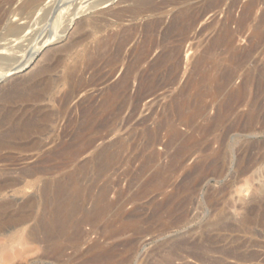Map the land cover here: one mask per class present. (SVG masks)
Here are the masks:
<instances>
[{"label": "bare ground", "instance_id": "bare-ground-1", "mask_svg": "<svg viewBox=\"0 0 264 264\" xmlns=\"http://www.w3.org/2000/svg\"><path fill=\"white\" fill-rule=\"evenodd\" d=\"M11 1L12 0H10V2ZM60 1L62 3H64L63 0H59V3H60ZM66 1L64 4H66ZM70 1H72V0H70ZM75 1L77 2L78 0H75ZM21 2H20L21 6L20 7L17 6L20 8L19 10H21L20 13H16V15L13 14L14 16L19 17L18 20L15 19L18 22H16V21L10 22V20L12 18L10 19L8 17L9 23L5 25L6 28L3 27L4 28L3 30H5L4 31L5 33H4V35H3V33H1L3 35V38L0 39L1 42L5 41V42H8V44L7 43L3 44L0 42L1 43L0 44V68L2 69V70L0 69L1 70L0 71V83L4 80L14 76V75L17 76V74H19V73L25 71L27 68H29L30 64L35 59L36 55L42 50V48L44 46H49L55 40L62 37L61 33L65 34V32L68 30V28L66 30V28L64 27L65 29L62 32L59 31L60 30L59 28L61 27L60 24H61L62 19H63V17H62L63 9L58 7V0H22ZM68 2L69 1H67V3ZM193 2H194V0H122L121 2H119V1L116 2V0H81V2H77V3H79V5L81 4V7L79 6L80 8L78 9L77 5H76L72 9V13L70 16V17H72V19H71L72 21H74V20L78 21L79 19L77 20V17L83 11V9L85 10L86 7H89V10L90 9H99V10L97 11L96 14L94 13L95 14L94 16L87 17L83 20L78 21L79 22L78 27H76V28L78 30L79 36L76 39H74L72 42H70V44L64 43V45H66V46L61 47L59 49L52 50L53 48H51L50 50H52L53 52L49 56L45 55L48 58L46 59L44 64L37 67V69L34 70L29 76L26 75L23 78H20V79L18 78L16 81H13L12 83H10L7 87H3L5 89L0 94V163L8 162L10 159V155L13 152H17V154L19 153L21 155L22 154L25 155V158H22L19 161H31V160L35 161L31 166L28 165L29 167L27 166L21 170H18L19 172L17 174H16V170L15 171L12 169L9 170L7 168H4L3 170H1L0 171V195L5 193V191H7L9 189L14 190V191H18L20 189V185L23 183V180H25L26 178H36L37 176H40V175H50L51 169H52L51 167H46L44 169L40 168V167L42 165L46 166V164H49L52 161H56V160L65 161V162L66 161L67 162H76V161L84 158L86 155L90 154V156L88 158L89 160L87 162H90V163L98 162V165H96L97 168L95 167L97 174L95 171H94V173L98 177H102L105 173H107L106 171H108V168L110 167L111 162L113 161L114 158H117L116 156H118L115 152L116 150L115 149H114L115 151L112 150L113 146L115 144L110 140V138L114 137L115 133L118 130L119 120H120L122 113L129 110V109L131 111V106L133 105L132 104L133 100L135 101V106L137 105V107H138L139 106L138 104L142 100L158 94L161 90H164L168 85L171 86V84H174V85L176 84L177 77L180 74L179 72H180V68H181V64H182V60H183L182 59V52H183V45H184L183 43H186L187 41L192 39L191 38L192 33H194L197 25L201 21H203L205 17H207L209 15H211L213 17V15H215V13L218 12V10H220L224 5H226L227 2H229L228 3L229 4L228 15H227L226 20L223 23V25H221L219 32L216 31L218 33H215L217 35H214V37L216 36L214 41L211 40V42H210V39H209V42L213 43V44L211 46V49L208 51L211 52L214 48H217L218 46L221 47V45H223V47L228 46L229 49L232 51V55H231L232 57L230 55H229V57L232 58L231 60H233V62L236 65L239 64L238 66H240V68H237V69H242L241 65H243V64L248 65L249 62L246 64L247 60L249 59V61H251L250 59H251L252 55H254V53L260 51L259 48L261 45L264 46V10H262V8H263L262 6H261L262 7L261 10L263 12L261 11V14H258L260 4H262V2L264 3V0H248L245 3L243 2V0H200L199 2H195V4ZM127 3H131V4H127ZM62 6H65V5H62ZM238 8L241 9V13H239V17H236L233 14V12L235 9H238ZM2 9H3V7H2ZM12 10L13 9L11 8V11ZM17 10L18 9H14V12ZM69 12H70V10H69ZM171 12H174V13L171 16L169 23L166 24L165 20L169 17ZM35 15H37V16L43 15L44 18L41 16L43 19H45V18L48 19L50 17V19L48 21L49 22V24H48L49 29L48 30L46 29L47 30L46 34H44V37L41 38V40H39L38 42L36 41L37 43L34 42V39L33 40L31 39V41H33V43L32 42H30V43L33 44V46H35V47H33L34 48L33 52H28V54H26L27 52H25L24 55H18L19 52L16 51V48H18L20 46V44H19V43H21L20 40L25 41V38L28 36L29 32H27V31H28V28H30L29 25H31V24H29V21H30L29 18L30 17L33 18ZM10 17H12V16H10ZM25 19H28V21L20 23V21L25 20ZM39 19H40V17H39ZM209 19H207V20H209ZM143 20H147V21L141 25L136 24L137 21H143ZM72 21H70V22H72ZM212 21L211 22L214 23L215 19ZM221 21H223V18ZM2 22H4V20H2ZM32 22L34 23V21H32ZM33 23H32V26H33ZM125 23H129L130 25L126 26ZM212 23L210 26L208 24H205L208 26L206 27V26L202 25L201 27H206L205 30H209L212 26ZM0 24H1V22H0ZM232 24H236V26H237L236 30H235V28L234 29L232 28ZM109 28H113V30L110 32ZM202 29H201V32L205 31L204 29L203 30ZM107 30H109V32H107ZM249 30H252L249 48H247V46H246L245 47L246 49L238 50L237 47L239 45L237 47H235V42L237 41V38H239L242 35L244 36V34ZM43 33H45V32H43ZM199 33H200V31H199ZM202 33H204V32H202ZM197 34H198V31H197ZM99 35H101V37H98ZM36 37H37V35H36ZM195 37H196V35H195ZM214 37H211V38H214ZM196 38H199V36ZM26 39H27V41H25V42H28V40L30 38L29 39L26 38ZM88 40H94V41L92 43H90L89 45L87 44V46H85L80 52H78L75 55V57H73L74 52L77 49H79V47L83 46L85 44V42H87ZM60 41L61 40L59 39V42ZM30 43H29V45H30ZM34 43H35V45H34ZM208 45H210V44H208ZM16 46H18V47H16ZM30 47H32V46H30ZM8 50H10V51H8ZM205 51H207V50H205ZM205 51H202V52H205ZM215 51L216 50H214V52ZM47 52H49V50ZM222 52L223 51H221V53ZM226 52H227V50H225L224 53H226ZM202 55H203V53H202ZM202 55H200V56L202 57ZM219 55H220V53H219ZM255 55H257V54H255ZM204 56H206L205 58L208 59V57H207L208 55L204 54ZM213 56L214 55H212V57ZM201 57H198V59L202 60ZM209 58H210V55H209ZM254 58H255V56H254ZM256 58H255V60H258ZM69 59L70 60L72 59V61L70 63H67ZM203 59H204V57H203ZM206 59H204V61ZM200 60H199V62H200ZM222 60H223L222 58L219 59V61H222ZM227 61H229V60H227ZM199 62H197V63H199ZM207 62H208V60H207ZM211 62H209V63H211ZM254 62H252V63H254ZM226 63L228 64V62H226ZM230 63H231V61L229 62L228 65H230ZM234 63L232 65H234ZM194 64H195V62H194ZM205 66H207V65H205ZM225 66H226V64L223 67H225ZM260 66H262V65H260ZM196 67L198 68L199 66H196ZM229 67H227V68L225 67V68L228 69ZM253 67H252V70H253ZM259 68H261V69L256 70L257 74H255V72L250 70L251 72L247 73L245 75V77H242V78H244V80L242 81V83L240 84V86L238 88L237 87L236 88L231 87V85L233 84L232 82L235 78V72L237 71V69H234L236 71L229 73V75L227 76V79H224L223 83H225V84L223 85L224 86L223 89L226 86H230L231 91H229V93L227 94L226 100L223 102V107H222L223 109L220 108V110L221 111L223 110V112L219 111V113L216 114L215 121L213 122L214 126H218L219 124H221L223 122L224 116L227 115V113L229 112L228 115L231 113L232 117L236 115L235 116V122L233 121L234 124H238L241 128H243L242 129L243 132H241L242 134L238 133L239 135L242 136V138L245 137V138L252 139L254 137L259 136V134H261V132L264 130V127H262L261 129H258V124H260L264 120V67H263V69H262V67H259ZM200 69H201V67H200ZM209 70L210 69H208L206 71H209ZM216 70H218V69H216ZM222 70L224 71V69H222ZM206 71H203V73ZM231 71H232V69H231ZM198 72L201 73L200 70ZM229 72H230V68H229ZM226 74L224 77H226ZM201 75L203 76V74H201ZM205 75H204V77H206ZM209 75H210V73H209ZM204 77H203V80H205ZM219 77H218V79H219ZM216 79L213 81H216ZM220 79H221V77H220ZM203 80H202V82H203ZM225 80H226V82H225ZM192 81H194V80H192ZM199 81H200V79H199ZM211 81H212V79H211ZM217 81H219V80H217ZM221 81H223V80H220V86H221ZM136 82L138 84L137 89L135 88L136 89V90H134L135 93H133L132 88ZM192 83H191V85H192ZM193 84H195V83H193ZM218 84L217 85H216V83L214 84V85L218 86L217 88L214 86L215 87L214 90L221 91V88L219 87ZM174 85H173V87H174ZM187 88L189 89V87H187ZM194 89H197V88L194 87ZM197 91L200 92L201 89H200V91H199V89ZM90 92H93V93L90 94ZM182 92H184V91H182ZM207 92H209V91H207ZM207 92L204 90V93L206 95H209V94H207ZM201 93H203V91ZM218 93L219 92L215 93V95H217ZM197 94H200V93H197ZM195 95L196 94H194L192 97H194ZM201 96H204V95L202 94ZM201 96L199 95V97H201ZM222 96H224V95H222ZM177 99H179V98H177ZM198 99H200V98H198ZM193 100H195V99H193ZM201 100L202 99H200V103H201ZM187 101L188 100H186V102ZM178 105H176V107ZM135 106H134L133 110H135ZM174 107H175V105H174ZM176 107H175V109H176ZM241 108H246L247 110L246 111L244 110L243 112L237 114ZM187 109H189V108L187 107ZM201 109H202V111L204 110L203 108H201ZM138 110H139V108L137 109V111ZM178 110L179 111H176L177 113L181 112L180 109H178ZM197 112H199V111H197ZM195 114H196V112L194 113V115ZM200 114H201V112H200ZM200 114H199V116H200ZM202 114H204V113L202 112ZM202 114H201V116H202ZM129 115H131V114H129ZM181 115L183 116L182 112H181ZM190 115L191 114H189V119H190V117H192V115L191 116ZM194 115H193V118H195L198 115V113L195 116ZM131 117H128V119L125 118V120L129 121V118L132 120ZM183 120L181 122L186 124L185 122H183ZM161 122H163V121H161ZM126 123H128V122H126ZM164 123H165V121H164ZM176 125L177 124H175V127H177ZM172 126L173 125H171L170 127H172ZM175 127H174V129H172V133H171L172 135L170 134L171 138L169 137L170 138L169 142H171L173 140L175 142V141H178L177 139H179V140L181 139L182 135L180 134V132H178V130ZM122 130H123V127H122ZM156 130H158V129H156ZM162 130L163 129H161L159 131H162ZM118 132H120V131L118 130ZM146 132H149V131H146ZM146 132H145V134L148 136V134ZM145 134H144V136H146ZM138 135L140 137V134H138ZM134 136H135V134H134ZM160 139H161V137H160ZM160 139H159V142L157 143L158 147H159V143H161ZM109 140L112 143L111 142L108 143ZM116 140L119 141V137ZM157 141H158V133L157 132L155 133V135H150V142H149L150 144H152L153 142H157ZM255 142H257V141H255ZM146 143H148V142H146ZM245 143L247 146L242 151V155H241L242 158L245 157V155H248L249 153L252 154V152H253V150H255V146H256L255 145L256 143H254V142L247 141ZM117 144L118 143L116 142V145ZM126 145H127V143H126ZM126 145H124V146H126ZM261 146H262V149L264 150V144ZM261 146H258V147L261 148ZM165 147L168 148V144ZM126 148L127 147H125L123 153L121 152L122 155L125 153V151H127ZM149 148L150 147H147L146 149H149ZM155 148H156V146H155ZM184 148H185V146L183 147V150H184ZM220 150L223 151L224 149H220ZM220 150H219V152H220ZM152 152H153V150L151 151V153ZM154 153H155V150H154ZM13 154L15 155L16 153H13ZM150 156H151V154H150ZM150 156L146 157L145 158L146 160L145 159L144 160L147 162V159ZM251 156H252V158L254 157L253 155H251ZM120 157H122V156L120 155ZM120 157H119V159H120ZM134 157H135V155H134ZM139 157L141 158V156H139ZM151 157L154 158L155 155H152ZM206 157H208V156H206ZM225 157H226V154L224 152H220L219 154L216 153V157L215 156L213 157L214 159H212L210 161V162H212V163H210V165L215 166V167H213V169L221 170L222 168L220 166L218 167L217 166L218 164H216V163L218 162V160L222 161V159H225ZM176 158H178V157L176 156ZM248 159H249V157H248ZM245 160H246V158H245ZM201 161H203V160H201ZM250 161H251V158H250ZM250 161H249V163H250ZM133 162H134V160H133ZM255 162H258V161H255ZM142 163H144V162H142ZM150 163H153V161L148 159L147 164L145 165V163H144L145 166L143 169L142 168L141 169L143 171L147 172L148 168L150 166ZM197 163H199V161ZM204 163H206V162L204 161L203 163H200V164L203 166ZM252 164H256V163L253 162ZM195 165H197V164H195ZM201 165H197L195 167L197 169H199V167ZM249 165L246 164V166L244 165L245 167L242 165L243 167L240 169L242 171H239V173L242 172L243 177H248V181H249L250 177H252L251 175H253V174H250L252 172L251 171L252 168L254 166H257V165H254L253 167H250ZM65 166H66V164H65ZM83 166H85V164ZM83 166H82V168H83ZM130 166L131 165H129V167ZM260 167H261V165L259 166V170H260ZM208 168H210V167H208ZM208 168H204V169L208 170ZM86 169H87V167H84V170L82 169L83 172L80 173L81 172L80 171L79 174H81V175L83 173L85 174ZM200 169H202V168L200 167ZM213 169H211V170H213ZM256 169H258V168H256ZM80 170H81V168H80ZM162 170L163 169H161V167L158 166L155 173L152 174V177L150 179L148 178L149 180L146 181V184L145 183L144 184L145 185L148 184L147 186H149L151 184L158 183V184H155L157 187V185H159V181L160 182L165 181L166 180L165 177L162 178L163 177L162 174L164 173V170H163V173H162ZM90 172H91V170L89 171V173ZM213 172H215V171H213ZM248 172H250V173H248ZM245 174H247V176H244ZM248 174H250V175L248 176ZM256 174H258V173H255L254 175H256ZM259 174H260V171H259ZM139 176H140V173H139L138 177ZM77 177H79V175L77 176V173L76 174L72 173L69 177L65 178V180H61L55 187H52V185L49 184V182H48L44 186V189H43V192H45L46 195L49 196L52 193L55 195L56 204L54 203L55 206L52 207L53 209L51 210L52 212L50 213V216L44 217V218H46V219H43L44 223L42 224L41 221H40V223L43 225L44 229L46 231H48L47 232L48 235L47 234H45V235L50 239H54L55 249H56L55 253H58V254H61L62 250H64L63 248L60 247L59 240L61 239V237L69 235V232L73 226L72 220H73L74 216L76 215L75 213H77L76 211L80 208V204L78 205L77 200H78V197H81L82 191H79V186L81 184L79 183L80 181L78 180ZM256 177H257V175H256ZM161 179H165V180L161 181ZM256 180H254V181H256ZM248 181H246V182L248 183ZM57 182H58V180H57ZM95 184H96V182H95ZM161 184L162 183H160V185ZM249 184L251 185L250 181H249L248 185ZM252 184H253V182H252ZM254 185L255 184H253L251 186H254ZM251 186H249V187H251ZM18 187H19V189H18ZM92 187H93L92 184L90 187L88 186V188H90L91 190L93 189ZM160 188H162V187H160ZM28 189H30V188H28ZM252 189H253V191H252V197L250 199V202L245 204L247 206V208L246 207L242 208V212L238 213V214L243 216L242 218H240L241 219L240 223H241L242 227H244L243 229L246 231L249 230L248 226H251V228H252V226H258L259 228L262 227V229H264V182L261 181L259 185H256ZM81 190H83V189L81 188ZM88 190H87V192H90ZM87 192H86V194H89ZM91 192H93V190ZM79 193H80V195H79ZM87 201H89V200H87ZM50 202L52 203V200ZM50 202H49V204H51ZM18 204L19 203L15 200L9 201V203H8V201H3L0 203V243H2L3 241L7 242L4 245H2V248L0 250L2 252L0 262L2 260L3 263L4 262L10 263L12 260L14 261L15 258L21 257L24 254L26 255L28 253H31L33 248L28 244V242H29L28 238H30V237L36 238L37 234L39 233V232L37 233L38 229L36 230L34 228L33 229L34 231H32V234L30 233V235H29L30 237L25 238L23 236L24 230L22 229V227L25 225V223H27L32 218V213L34 212V209L37 207V202H34L33 200H29L22 207V209L24 207L30 208L31 214H29L30 212L29 213H26V212L23 213L21 211L22 210L21 208L17 209L16 211L11 210V212H14V214H12V215L7 214L8 210H9L8 207H10V208L16 207ZM94 205H95V202H94ZM96 206H97V208L96 207H94V208H95V210L96 209L97 210L93 211V212H95V216H93L94 214H91L90 212L85 211L87 206L84 209V212H87L88 215L90 213V216H93L94 218L96 217V219L99 218L101 220L102 218L107 216V214H108V212H110V210H112L111 209L112 204L107 201V191L106 190L103 191L100 194V196L98 197V199L96 201ZM48 207H50V205H48ZM237 212H239V211H237ZM121 215L122 214H120V216ZM81 217L83 218L84 216H81ZM88 217L89 216H86V219ZM82 218H81V221H83ZM118 220L119 219H117V221ZM120 220H121V218H120ZM228 220H227V222H228ZM89 221H90V217H89V220L86 222L88 223ZM94 221L96 222L97 220H94ZM218 221H220V220H218ZM84 222H82V223H84ZM86 222L84 224H86ZM217 222L215 221L213 223V228H215V230H216V228L218 229ZM227 222L225 221V223H226L225 225L228 224ZM78 223H80V222H77V224ZM113 223H114V221H113ZM113 223L111 224V226H113ZM126 223H129V222H126ZM223 223H224V221H222L220 223L219 228H221L223 226ZM230 223H231V221H230ZM238 223H239V220H238ZM42 225L40 227H42ZM109 225H110V223H109ZM238 225L239 224H237V226ZM82 226L83 225H81V228H82ZM129 226L131 228L130 223H129ZM238 227L240 228V226H238ZM122 228H124V227H121L120 230H122ZM72 229H74V228H72ZM77 229H80V228H77ZM105 229H107L106 226H105ZM126 229H128V227H126ZM129 229L127 230V233H129L128 232ZM206 229H207V227H206ZM209 229L206 230V232L207 231L209 232ZM228 229H229V227H228ZM108 230H111V229H108ZM124 230H125V228H124ZM218 231H220V230L218 229L217 232ZM252 231H254V230L250 229L249 232L251 233ZM77 232H79V231H77ZM206 232L204 234H206ZM241 232H242V229H241ZM7 233H11V235H7ZM105 233L106 234H103V235L108 234L107 232H105ZM112 233L116 234L114 232H112ZM112 233L110 234V232H109V235H112V237H113L114 235ZM120 233H122V232L120 231ZM243 233H245V232H243ZM82 234L83 233H81V237H82ZM126 234H125V236H126ZM252 234L254 235L255 233H252ZM77 235H79V234H77ZM122 235L123 234H120V236H122ZM120 236H118V237H120ZM69 237L70 236H68L67 238L69 239ZM77 237L74 240H81V239H78ZM115 237L116 236H114L113 238H115ZM218 237H219V235H218ZM73 238H75V237H73ZM73 238H71V239H73ZM110 238H111V236H110ZM117 238H115V239L117 240ZM214 238H216V234H215ZM221 238L222 237L220 236V239ZM206 239L207 238H205V240ZM211 239H212V237H211ZM110 240L113 241V239H110ZM233 240H235V239H233ZM70 241H72V240H70ZM107 241H109V239ZM219 241H221V240H219ZM219 241L217 242V244L219 243ZM222 241H221V243H222ZM237 241H239V240H237ZM206 242H207V240H206ZM230 242L232 244V241H229V244H230ZM211 243H213V242H211ZM244 243H240L242 245L237 243V245H240V247L242 246V248H243L245 246V245L243 246ZM229 244L227 243V245H229ZM227 245L225 244L226 247H227ZM250 245H252V243ZM253 245H254V243H253ZM220 246H224V245H220ZM220 246L218 248L219 250H221ZM260 246L261 245H259V248H260ZM263 246H264V244H263ZM115 247H116V245L115 246L112 245L111 247H108V248L93 246L91 248L94 251L93 252L94 254H92L93 255L92 259H96V261L101 259V261H102L103 258L108 259V258L113 257L112 254L114 252ZM256 247H258V246H256ZM215 248H213V249H215ZM222 248L224 249V247H222ZM213 249H211L212 251H210L208 248L209 251H207L205 248H203V250H206L208 252V254L216 251V250L213 251ZM233 249H235L234 245H233ZM200 250H201V248L197 252H200ZM203 250H201V253H199V254H202ZM226 250H227V248H226ZM243 250H244V248H243ZM80 251L78 252L79 254H80ZM206 251H205V256L207 254ZM233 251L232 252H231V250L225 251L224 255H227L228 257L233 256L235 258H238L239 256H235L238 254H233L235 252L237 253V251H235V250H233ZM239 251L240 250L238 249V253H239V255H241L240 254L241 251L240 252ZM197 252H195V254ZM245 252L247 253V251H245ZM254 252L255 251H253L252 254ZM81 253H82V251H81ZM190 253H191V255H189V256H192V252H190ZM217 253L218 252L213 253V254L217 255ZM241 253H243V252H241ZM250 253H247V254H250ZM213 254H212V256H214ZM220 254H221V256H223L222 253H220ZM220 254H219V256H220ZM247 254H245L246 255L245 257H247ZM257 255H258V252L255 254V256H257ZM58 256H61V255H58ZM219 256L217 255V258H221ZM255 256H254V258H255ZM193 257L195 258L196 255ZM206 257H210V256H206ZM206 257H205V259H206ZM242 257H244V254L242 255ZM250 257H253V255H251ZM113 258H115V257H113ZM203 258H204V256L200 255V256H197V258H195V259L202 261V260H205ZM224 258H225V256H224ZM107 259H104V260H107ZM207 259H209V258H207ZM227 260L222 259L220 261L218 259V261L217 260L214 261V260L209 259V261H211V262L214 261L213 264H219V263H217L219 261L220 262L224 261V263H225V261H227ZM239 260H241V259H239ZM246 260H247V258H246ZM244 261H245V258H244ZM93 262H94V260H93ZM93 262H91V263H93ZM204 264H205V262H204Z\"/></svg>", "mask_w": 264, "mask_h": 264}, {"label": "rangeland", "instance_id": "rangeland-1", "mask_svg": "<svg viewBox=\"0 0 264 264\" xmlns=\"http://www.w3.org/2000/svg\"><path fill=\"white\" fill-rule=\"evenodd\" d=\"M21 1L22 0H12L10 2V0H0V17H1L0 18V22H1L0 34L3 33V35H4L5 30H3V29L6 28L5 25L9 23V18L10 19L12 18L10 20V22H13V21L18 22L17 20L19 19V17L14 16L13 14L16 15V13H20L21 10H19L20 9L19 7L21 6V3H22ZM65 1L66 0H63L64 3H65ZM67 1H69V2L67 3ZM67 1H66V4H64L61 1L59 3V0H58V7L63 9V15H62L63 19H62V22L60 24L62 28L60 27L59 31L62 32L65 28H66V30L68 28V30L65 32V34L61 33L62 37L59 38L61 41L59 42V39H57L53 43H51L49 46H44L42 48V50L36 55L35 59L30 64L29 68H27L25 71L17 74V76L14 75V76L2 81L0 83V94L5 89L3 87H7L10 83H12L13 81H16L18 78L19 79L23 78L26 75L29 76L34 70L37 69V67L44 64L46 59L48 58L47 56H49L53 52L52 50H56V49H59L61 47H64V46H66V45H64V43L70 44V42H72L74 39H76L79 36L78 30L76 28V27H78V23H79L78 21L83 20L87 17L94 16L97 13V11L99 10V9H90L89 10V7H86L85 10L83 9V11L77 17V20L78 19L79 20L78 21H76V20L72 21L71 20L72 17H70L71 13H72V9L76 5H77V8L79 9L81 7V4L79 5V3H77V2H81V0H78L77 2L75 0H72V1L67 0ZM118 1L121 2L122 0H116V2H118ZM199 1L200 0H194L193 3L195 4V2H199ZM247 1L248 0H243L244 3ZM229 2H227V4L224 5L220 10H218V12H216L215 15H213V17L211 15L205 17L204 20L201 21L197 25L194 33H192V35H191L192 39H190L186 43H183L184 44L183 45V52H182V59L183 60H182V64H181V68H180V72H179L180 74L177 77L176 84L175 85L171 84V86L168 85L164 90H161L158 94L142 100L138 104L139 105L138 107H137V105L135 106V101L133 100V102H132L133 107L131 106V111L129 109V110L122 113V115L120 117L121 121L119 120V127H118V130L120 132H118V130H117L114 137L110 138V140L115 144L113 146L112 150L113 151L116 150L115 152L118 156H116L117 158H114L115 160L113 159V161L111 162L112 165L110 164V167L108 168L109 172L106 171L107 173H105L102 177H98L96 175L97 172L95 170L97 168L96 165H98V162H95V163L94 162H92V163L87 162L89 160L88 158H89L90 154L86 155L84 158H82L76 162H67V161L65 162V161L56 160V161H52L49 164H46V166L42 165L43 167L42 166L40 167L43 169L46 167H51L52 169H51L50 175H40V176H37L36 178H26L25 180H23V183L20 185V189L18 187V189H19L18 191H14V190L9 189V190L5 191V193L0 195V203L3 201H8V203H9V201L15 200L21 205L20 206L18 204L16 207H12L13 209L8 207L9 210H8L7 214H9V215L14 214V212H11V210L16 211L17 209H20V208L22 209L24 204H26V202L29 200H33L34 202H37V207L34 209V212L32 211L33 212L32 218L27 223H25V225L22 227V229L24 230L23 236L25 238L30 237L29 235H30V233L32 234V231H34L33 230L34 228L36 230L38 229L37 233L39 232L37 234L36 238H32V237L28 238V241H29L28 244L33 248L31 253H28L26 255L24 254L25 256L22 255L23 257L21 256V257L15 258L14 261L12 260L10 263H7V262L3 263L1 260L0 264H96V263L97 264H112V263L113 264H204V262H205V264H213V262L215 260L218 261V259L220 261L222 259L223 260L228 259L227 261H225V263H224V261H222L223 263L220 261L217 262L219 264H221V263L226 264L227 262L229 264H264V248H263L264 247L263 246V244H264V237H263L264 236V229H262V227L259 228L258 226H252V228H253L252 229L251 226H248L249 230H247V231L244 230L243 229L244 227H242V225L240 223V221H241L240 218H242L243 216L238 214V213L242 212V208H245V207L247 208V206L245 204L250 202V199L252 197V191H253L252 188H254L256 185H259L261 181L264 182V174H263L264 173V150L262 149V146H261L264 144V130L261 132V134H259V136L254 137L252 139L245 138V137L242 138V136L239 134H242L241 132H243V130H242L243 128H241L238 124H234L236 115L232 117L231 113L228 115L229 112L227 113V115L224 116L223 122L221 124H219L218 126L213 125V122L215 121V118H216V114L219 113V111H221L220 108L223 109L222 108L223 102L226 100L227 94L229 93V91H231V87L232 88H236V87L238 88L240 86V84L242 83V81L244 80V78H242V77H245V75L251 71H253V72H255V74H257L256 70L261 69L259 67H262V69L264 67L263 66L264 65V63H263L264 62V46L263 45L260 46V48H259L260 51L254 53V55H252V57L250 59L251 61H249V59L247 60L246 64L249 62L248 65H245V64H243L244 66L241 65L242 69H237V68H240V66H238L239 64L236 65L233 62V60H231L232 59L231 58L232 57L231 56L232 51L229 49L228 46H224L225 47L224 48L223 45H221V47L218 46L217 48H214L211 52L208 51L211 49V46L213 44V43H210L211 40L214 41V39L216 37V36L214 37V35H217L215 33L219 32L221 25H223V23L226 20V17L228 15V11H229V9H228L229 8V4H228ZM127 4H131V3H127ZM263 4H264L263 2H262V4H260L258 14H261V11L264 10ZM62 5H65V6H62ZM17 6H19V7H17ZM2 7H3V9H2ZM10 7L13 9L12 11H11ZM261 8H262V10H261ZM14 9H18V10L14 12ZM69 10H70V12H69ZM173 13L174 12H171L169 17L165 20L166 24L169 23V20H170ZM239 13H241L240 8L235 9L233 12V14L236 17H239ZM10 16H12V17H10ZM41 16L43 17V15H38V16L35 15L33 18L30 17L31 19L29 18V20L31 21V22L29 21V24H31V25H29L30 28H28V31H27L29 33H28V36L26 38H28V39L30 38L29 39L30 41L28 40V42H25V41H27L26 38H25V41L20 40V42H21V43H19L20 46L19 47L16 46V47H18V48H16V51L19 52L18 55H24L25 52H27L26 54H28V52H33L34 51L33 47H35V46H33V44L30 43V42L33 43V41H31V39L32 40L34 39V42H36V41L38 42L39 40H41V38L44 37V34H46V31L49 29L48 28L49 27L48 21H49L50 17L48 19L47 18L43 19L44 17L42 18ZM39 17H40V19H39ZM222 18H223V21H221ZM1 19L4 20V22H2ZM15 19H17V20H15ZM207 19H209V20H207ZM214 19H215V22L212 23L213 22L212 20H214ZM25 21L27 22L28 19L22 20V21H20V23L25 22ZM32 21H34V23ZM70 21H72V22H70ZM146 21L147 20L137 21L136 24L141 25ZM32 23H33V26H32ZM211 23H212L211 28L209 30H205V28L208 25L210 26ZM205 24H208V25H205ZM125 25L129 26L130 24L125 23ZM202 25H204L206 27H201ZM202 28L205 30V31H202L204 33L201 32ZM232 28L233 29L235 28V30H236L237 29L236 24H232ZM109 30L111 32L113 30V28H109ZM109 30H107V32H109ZM197 31H198V34H197ZM199 31L201 34L199 33ZM216 31H218V32H216ZM43 32H45V33H43ZM251 34H252V30H249L244 34V36L242 35L239 38H237V41L235 42V47H237L239 45L237 47L238 50L246 49L245 48L246 46H247V48H249ZM3 35L2 34L0 35V39L3 38ZM36 35H37V37H36ZM195 35H196V37L199 36V38H196ZM98 37H101V35H99ZM211 37H214V38H211ZM209 39H210V42H209ZM93 41L94 40H88L87 42H85V44L83 46L79 47V49H77L74 52L73 57H75V55L78 52H80L85 46H87V44L89 45ZM0 42H1V40H0ZM1 43H3V44L7 43L8 44V42H5V41H2ZM29 43H30V45H29ZM208 44H210V45H208ZM34 45H35V43H34ZM30 46H32V47H30ZM51 48H53V49L50 50ZM48 50H49V52H47ZM205 50H207V51H205ZM214 50H216V51L214 52ZM225 50H227L226 53H224ZM8 51H10V50H8ZM202 51H205V52H202ZM221 51H223V52L221 53ZM202 53H203V55H202ZM219 53H220V55H219ZM204 54L208 55L207 56L208 59L205 58L206 56H204ZM255 54H257V55H255ZM45 55H47V56H45ZM200 55H202V57ZM209 55H210V58H209ZM212 55H214L213 56L214 58L212 57ZM229 55L231 57H229ZM254 56H255V58L257 57L256 59H258V60H255ZM198 57H201L202 60L198 59ZM203 57H204V59H206L205 61H204ZM221 58L223 60L219 61V59H221ZM199 60H200V62H199ZM207 60H208V62H207ZM227 60H229V61H227ZM71 61H72V59L71 60L69 59L67 63H70ZM230 61H231V63H230V65H228ZM194 62L196 65L194 64ZM197 62H199V63H197ZM209 62H211V63H209ZM226 62H228V64ZM232 62L234 63V65H232L233 64ZM252 62H254L255 64ZM225 64H226V66H225L226 68L230 66L229 67L230 72H229V68L226 69L225 67H223ZM205 65H207V66H205ZM260 65H262V66H260ZM196 66H199V67L197 68ZM200 67H201V69H200ZM252 67H253V70H252ZM198 69L201 71V73L198 72L199 71ZM208 69H210L209 70L210 72L206 71ZM216 69H218V70H216ZM222 69H224V71ZM231 69H232V71H231ZM234 69H237V71ZM203 71H206V72L203 73ZM233 71L234 72L236 71L235 72V78L232 82L233 84L231 85V87L226 86L223 89V87H224L223 85L225 84V83H223L224 79H227V76L229 75V73H231ZM209 73H210V75H209ZM224 73L225 74L227 73L226 77H224L225 76ZM201 74H203V76ZM204 75L206 77H204ZM218 75L221 77V79ZM217 76L219 77V79ZM203 77L205 80H203ZM199 79H200V81H199ZM201 79L203 80V82ZM211 79H212V81H211ZM215 79H216V81H213ZM192 80H194V81H192ZM217 80H219V81H217ZM220 80H223V81H221V86H220ZM192 82L195 83L196 85L193 84ZM225 82H226V80H225ZM191 83H192V85H191ZM215 83H216V85L219 83L218 85L221 88V91L214 90L215 87L216 88L218 87V86L214 85ZM137 85H138L137 82L133 85V88H132L133 93H135L134 90L137 89ZM173 85H174V87H173ZM187 87H189V89ZM194 87L197 89H194ZM198 89H199V91L201 89V91L198 92L197 91ZM204 90L206 92L209 91V92H207V94H209V95H206L204 93ZM182 91H184V92H182ZM202 91H203V93H201ZM217 92H219L217 94L218 96L215 95V93H217ZM92 93L93 92H90V94H92ZM197 93H200V94H197ZM194 94H196V95L194 97H192ZM202 94L205 97L201 96ZM199 95L201 97H199ZM222 95H224V96H222ZM177 98H179V99H177ZM198 98L202 99L201 103H200V99H198ZM193 99H195V100H193ZM186 100H188V101L186 102ZM174 105H175V107H176V105H178L180 108L177 106L176 107L177 110H176ZM134 106H135V110H133ZM186 106L189 109H187ZM138 108H139V110L137 111ZM201 108H203L204 110L202 111ZM178 109H180V111L182 112L184 117L186 116L185 118L181 115V112H178V113L176 112V111H179ZM244 110L246 111L247 109L241 108L237 114L243 112ZM197 111H199V112H197ZM195 112H196V114L198 113V115L195 118H193V115ZM200 112H201V114H202V112L204 114H202V116H201ZM221 112H223V110ZM129 114H131V115H129ZM189 114L192 115V117H190V119H189ZM199 114H200V116H199ZM128 117L132 118V120L129 118V121L131 120L130 122L128 120L127 121L125 120V118L128 119ZM182 120L186 124L182 123L181 122ZM161 121H163V122H161ZM164 121H165V123H164ZM126 122H128V123H126ZM175 124H177L176 125L177 127H175ZM171 125H173V126L170 127ZM122 127H123V130H122ZM174 127L178 130V132H180V134L182 136H181L180 140L177 139L178 141H175V142L173 140V141H171L172 142L171 143V142H169L170 138H171L170 134L172 133V129H174ZM262 127H264V120L260 124H258V129H261ZM156 129H158V130H156ZM161 129H163V130L159 131ZM146 131H149V132H146ZM145 132L148 134V136L145 134ZM156 132L158 133V141L150 144L149 143L150 142V135H155ZM134 134H135V136H134ZM138 134H140V137ZM144 134L146 136H144ZM118 137H119V141L116 140V139H118ZM160 137H161V139H160ZM159 139H160L161 143H159V147H158L157 143L159 142ZM110 140L108 141V143L111 142ZM247 141L256 143L255 144L256 145L255 150H253L252 154L249 153L250 155L249 154L245 155V157L242 158L241 157L242 151L247 146L245 143ZM255 141H257V142H255ZM116 142L118 143L117 145H116ZM146 142H148L149 144ZM126 143H127V145H126ZM167 144H168V148L165 147V146H167ZM124 145H126V146H124ZM155 146H156V148H155ZM184 146H185V148L183 150ZM258 146H261V148ZM125 147H127L126 148L127 151H125V153L122 155ZM147 147H150V148L146 149ZM220 149H224V150L222 151ZM152 150H153V152L151 153ZM154 150H155V153H154ZM219 150H220V152H224L226 154V157H225V159H222V161L218 160V162L216 164H218L217 166L218 167L220 166L222 169L216 170V169H213V167H215V166L210 165V163H212L210 161L212 159H214L213 158L214 156L216 157V153L217 154L220 153ZM13 153H16V154L14 155ZM13 153L10 155V159L8 162L0 163V171L3 170L4 168H7L9 170L10 169H12L14 171L16 170V174H17L19 172L18 170H21V169L27 167L28 165L31 166L35 162L34 160L19 161L22 158H25V155H23V154L21 155L19 153L17 154V152H13ZM137 154L139 156H141V158ZM150 154H151V156L155 155V157L157 159L154 157L156 159L155 160L153 157L150 156ZM120 155L122 157H120ZM134 155L136 158L134 157ZM251 155H253L254 157L252 158ZM148 156H150L148 159L152 160L153 163H150L148 171L145 172L142 169L144 168V166L148 162V159H147V162L145 161L146 160L145 158ZM176 156L179 159L176 158ZM206 156H208V157H206ZM119 157H120V159H119ZM248 157H249V159H248ZM245 158H246V160H245ZM250 158H251V161H250ZM241 159L242 160L244 159V160L242 161ZM133 160H134V162H133ZM201 160H203V161H201ZM116 161L117 162L119 161V162L117 163ZM198 161H199V163H197ZM204 161L206 163H204L202 166L200 163H203ZM249 161H250V163H249ZM255 161H258V162H255ZM142 162H144L145 165ZM253 162L256 164H252ZM65 164H66V166H65ZM84 164H85V166H83ZM195 164L201 165L200 167L202 169H200V167H199V169H197L195 167L197 165H195ZM246 164H248V165L250 164L249 165L250 167L257 165V166H254L252 168V170H251L252 172L250 171L251 173L248 172L250 174H253V175H251L252 177H250L249 181H250L251 185L255 184L254 186H251L250 184L248 185V183H249L248 177H243L242 172L239 173V171H242L240 169L244 165L246 166ZM129 165H131V166L129 167ZM260 165H261V167L259 170ZM82 166H83V168H82ZM158 166H160L161 169L164 170V173L162 170V173H163L162 178L165 177L166 180L161 179V181H163V180H165V181H163V182L159 181V185H157V187L155 184H158V183L151 184L149 186H147L148 184L145 185L146 181H148L152 177V174L155 173ZM84 167H87L85 174L84 173H83L84 175L79 174L80 171H81L80 173L83 172L82 169L84 170ZM208 167H210V168H208ZM80 168H81V170H80ZM204 168H208V170H206ZM256 168H258V169H256ZM211 169H213V170H211ZM90 170H91V172L89 173ZM94 171L96 172V174L94 173ZM213 171H215V172H213ZM259 171H260V174H259ZM72 173L73 174L77 173V176L79 175V177H77L78 180L80 181L79 183L81 184L79 186V191H82V192H81V197H78V200L80 202L77 200V203H78V205L80 204V208L76 211L77 212V213H75L76 215L75 214H74L75 216L73 215L74 218L72 220V225H73L72 228H74V229L71 228L69 235L61 237V239L59 240L60 247L63 248L64 250H62V253L60 252L61 254H58V253H55L56 249H55L54 239H50L45 235V234L48 235V233H47L48 231H46L42 225L44 223L43 219H46L44 217L50 216V213L52 212L51 210L53 209L52 207L55 206L54 203L56 204V199H55V195L53 193L48 196L45 194V192H43V189H44V186L48 182H49V184L52 185V187H55L61 180H65V178L69 177ZM139 173H140V176L138 177ZM255 173H258V174H256L257 177H256V175H254ZM250 174H248V176ZM244 176H247V174H245ZM57 180H58V182H57ZM254 180H256V181H254ZM246 181H248V183ZM95 182L97 185L95 184ZM252 182H253V184H252ZM160 183H162V184L160 185ZM91 184L93 186L92 187L93 192H91L92 190L90 188H88V186L90 187ZM249 186H251V187H249ZM80 187L83 190H81ZM160 187H162V188H160ZM28 188H30V189H28ZM87 190L90 192H87ZM105 190L107 191V201L112 204V208H111L112 210H110L111 213L108 212L109 215L107 214V216H105L104 218H102L100 220L99 218L96 219V217L95 218L93 217V216H95V212H93V211L97 210V209L95 210V208H94V207L97 208L96 201H97L98 197L100 196V194ZM86 192L89 194H86ZM79 195H80V193H79ZM50 199L52 200V203L50 202L51 201ZM87 200H89V201H87ZM92 200L95 202V205H94V202ZM48 201L51 204H49ZM48 205H50V207H48ZM85 205L87 206V208ZM85 208H86L85 211L90 212L91 214H94V215L90 216V213L88 215L87 212H84ZM30 210H31L30 208L24 207L21 211L23 213L24 212H26V213L30 212L29 214H31ZM237 211H239V212H237ZM120 214H122V215L120 216ZM81 216H84V217L82 218ZM86 216L90 217V221L88 223L86 221L89 220V217L86 219ZM80 217L83 219V221H81ZM120 218H121V220H120ZM117 219H119V220L117 221ZM94 220H97V221L95 222ZM218 220H220V221H218ZM227 220H228V222H227ZM238 220H239V223H238ZM40 221L42 224L40 223ZM84 221L86 222V224H84L85 223ZM113 221H114V223H113ZM215 221L216 222L218 221L217 226H218V229L220 230L218 232H217V230H218L217 228H216V230H215V228H213V223ZM222 221H224V223H223V226L221 225L223 228L220 226L222 228L221 229V228H219V225ZM225 221L228 223L227 225H225L226 224ZM230 221H231V223H230ZM77 222H80L81 224L80 223L77 224ZM82 222H84V223H82ZM126 222L130 223L131 228L129 226V223H126ZM109 223H110V225H109ZM112 223H113V226H111ZM237 224H239L238 226H240V228L237 226ZM41 225H42V227H40ZM81 225H83L82 228H81ZM105 226L107 229H105ZM121 227H124L125 230H124V228H122L123 231L120 230ZM126 227H128V229L130 228L128 231L129 233H127L128 229H126ZM206 227H207V229H206ZM228 227H229V229H228ZM77 228H80V229H77ZM108 229H111V230H108ZM208 229H209V232L208 231L206 232V230H208ZM241 229H242V232H241ZM250 229L254 230L255 232L252 231L250 233L249 232ZM73 230L74 231L76 230V231L74 232ZM77 231H79L80 233ZM111 231L116 233V234L118 233V234L117 235L113 234ZM120 231L122 233H120ZM105 232H107L108 234L103 235V234H106ZM109 232H110V234L112 233L114 236H116L115 238L120 236V234H123V235L118 237L116 240L115 238H113L114 236L112 237V235H109ZM123 232L126 234V236ZM205 232H206V234H204ZM243 232H245V233H243ZM76 233L79 234L80 236L77 235ZM81 233H83L82 237H81ZM252 233H255V234L257 233L258 235L257 234L253 235ZM215 234H216V238H214ZM7 235H11V233H7ZM218 235H219V237H218ZM68 236H70L69 239L72 241H70L67 238ZM110 236H111V238H110ZM220 236L223 239L222 238L220 239ZM73 237H75V238H73ZM76 237L78 239H81V240H74V239H76ZM204 237L207 238L206 239L207 242H206ZM211 237H212V239H211ZM71 238H73V239H71ZM108 239H109V241H107ZM110 239H113V241H111ZM233 239H235L236 241ZM219 240H221V241L223 240L222 243ZM237 240H239V241H237ZM218 241H219V243L217 244ZM229 241H232V244H231V242L229 244ZM211 242H213V243H211ZM244 242L245 243L247 242V243L245 244ZM250 242L252 243V245L254 243V245L253 246L250 245L251 244ZM5 243H7V242L3 241L2 243H0V250L2 248V245H4ZM227 243L229 245H227ZM237 243L238 244L244 243L243 244V246L245 245L243 247L244 250H243L242 246L240 247V245H242V244L237 245ZM225 244L227 245V247L225 246ZM258 244L261 245L260 248H259ZM112 245L113 246L116 245V247H117V248L115 247L114 252L112 254V256L115 258H113V257L108 258V259L103 258L102 261H101V259H99L97 261H96V259H92V257H93L92 254H94L93 253L94 251L91 248L93 246L108 248V247H111ZM220 245H224V246H220ZM233 245H234L235 249H233ZM219 246H220L221 250L223 249L222 247H224V249L222 251L219 250L218 249ZM256 246H258V247H256ZM212 247L213 248L216 247V248L213 249ZM225 247L227 248V250ZM200 248H201V250H203V248H205L207 251H209V250L212 251L211 249H213V251H215V250L216 251L208 254V252L206 250H203L202 254H199V253H201V250H200V252H197V251H199ZM208 248H209V250H208ZM231 248L233 250L237 251V253L235 252L233 254H238L235 256H239L238 258L241 260H239L238 258H235L233 256L228 257L227 255H224L225 251L231 250V252H232L233 250ZM237 248L241 252H243V253H241L239 251L241 255H239ZM80 250L82 251V253ZM79 251H80V254L78 253ZM205 251L207 253L206 256H210V257L205 256ZM245 251H247V253H250V252L251 253L247 254ZM253 251H255V252L252 254ZM190 252H192V256H189V255H191ZM195 252H197L198 254L197 253L195 254ZM216 252H218L217 253L218 256L220 253H222L223 256H221V254H220L219 257H221V258L223 257V258L222 259L217 258V255L213 254ZM257 252H258V255L255 256V254ZM212 254L216 258L214 256H212ZM243 254H244V257H242ZM245 254H247V257H245L246 256ZM1 255H2V252L0 251V259H1ZM58 255H61V256H58ZM195 255H196L195 258H197V256L202 255V256H204L203 259H205V257H206V259L202 260V261L197 260L193 257ZM251 255H253V257H250ZM224 256H225V258H224ZM254 256H255V258H254ZM207 258H209L210 260H214V261L211 262ZM244 258H245V261H244ZM246 258H247V260L249 258L250 259L247 261ZM104 259H107V260H104ZM93 260H94V262H93ZM110 261L111 262L113 261V262L111 263ZM91 262H93V263H91Z\"/></svg>", "mask_w": 264, "mask_h": 264}]
</instances>
